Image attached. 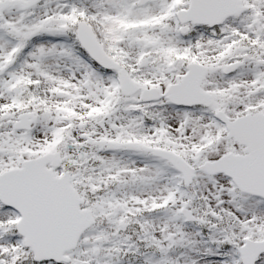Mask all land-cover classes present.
I'll return each instance as SVG.
<instances>
[{
  "label": "snow or ice",
  "instance_id": "snow-or-ice-1",
  "mask_svg": "<svg viewBox=\"0 0 264 264\" xmlns=\"http://www.w3.org/2000/svg\"><path fill=\"white\" fill-rule=\"evenodd\" d=\"M0 264H264V0H0Z\"/></svg>",
  "mask_w": 264,
  "mask_h": 264
}]
</instances>
